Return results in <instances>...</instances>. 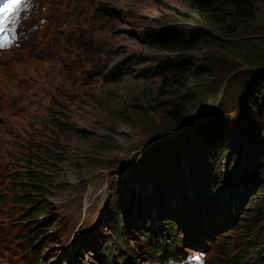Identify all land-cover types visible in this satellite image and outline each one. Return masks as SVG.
Masks as SVG:
<instances>
[{
	"label": "rangeland",
	"instance_id": "obj_1",
	"mask_svg": "<svg viewBox=\"0 0 264 264\" xmlns=\"http://www.w3.org/2000/svg\"><path fill=\"white\" fill-rule=\"evenodd\" d=\"M189 6L190 0L35 1L34 12L24 17L20 28L21 47L0 53V264H83L82 258L84 264H106L112 256L119 258L110 213L119 212L115 209L117 193L125 198L130 214L122 227L145 223L141 235L154 237L156 232L167 236L164 220L169 211L178 210L177 201L167 189L158 201L154 194L159 187L157 177L169 173L173 160H178L185 174L189 173L187 163L191 158L182 155V148L194 146L195 139L199 140L195 145L199 152H207V167L211 169L204 166L197 181L181 178L182 174V184L204 187L210 181L209 176L200 180L206 170L211 172L210 183L215 172L223 175L225 163H216L212 155L229 128L234 130L233 140L241 158L235 164L238 170L234 157L229 164L236 167L226 185L235 190L233 213L236 215L244 189L250 191V199L260 193L263 206L258 211L250 208L248 217L240 210L241 219L214 233L213 239L190 234L205 248L208 264H219L215 259L220 256L228 259L237 255L242 246L254 244L255 250L263 253L264 191L260 190L264 181L259 173L264 166V108L256 113L257 139L251 144L240 110L232 102H224L221 87L225 80L220 87L215 85L213 96L206 102L197 99L188 104L184 97L194 74L185 67L168 73L166 78H146L140 72L158 66L160 60L189 58L194 69L199 65L230 71V78L241 87L251 65L241 63L236 50L220 48H231L237 39L219 35L210 25L182 21L179 12H188ZM258 16L254 28L258 30L250 38L262 39L263 43L264 5L260 2ZM196 27L218 38L213 39L214 47L201 45L173 54L154 43L163 32L172 35L173 29L185 32ZM139 58L143 64L138 63ZM120 63L125 64L122 76L112 74ZM222 103L224 109L219 112ZM197 104L200 106L192 109ZM179 106L185 120L178 131H173L165 124L166 116ZM187 131L188 141L184 135ZM216 141L219 145L212 149ZM190 155L195 160L198 157ZM167 184L172 186L170 181ZM202 187L192 192L188 188L187 205L196 200ZM24 191L31 201H38L30 204L31 209L46 205L29 221L22 214L29 205L23 206L16 199ZM224 192L225 198L231 195ZM162 204H166V212L159 217ZM170 217L180 225L172 227L174 236L170 233L169 238L175 237L183 253L191 252L185 249L188 245L183 243L186 238L181 232L190 230L193 218ZM227 217L223 204L220 220ZM180 218L184 220L180 222ZM45 221L53 224L41 231L47 229ZM25 232H30L31 240L24 239ZM224 238L229 243L220 247ZM124 241L125 247L136 253L135 264H157L154 256H142L138 246L143 238L139 234L135 238L126 233ZM107 245L113 251L106 255V261H100L98 253ZM140 246L148 252L145 245ZM42 247V258L36 262L32 250ZM125 247L121 246L122 250Z\"/></svg>",
	"mask_w": 264,
	"mask_h": 264
},
{
	"label": "trees",
	"instance_id": "obj_2",
	"mask_svg": "<svg viewBox=\"0 0 264 264\" xmlns=\"http://www.w3.org/2000/svg\"><path fill=\"white\" fill-rule=\"evenodd\" d=\"M259 2L264 5V0H190L189 11L179 12L182 21H185L187 23H194L196 25H199L200 23L210 25L217 30L219 35L231 37L233 38V40L237 39L236 42L232 41L231 48L229 46H220V48H225L227 49V51H231L233 49L236 50L239 53L237 55L239 61L241 63L251 65L252 68L250 72L245 73L243 77L244 80L240 88L237 83L233 82V78H230V74H228L230 73V71L224 70L223 72H218L215 70L216 66L213 70L199 65H197L196 69H194L191 68V65L193 63L189 58L185 59L182 57H175L173 59H168L165 61L160 60V64L158 66L140 70L142 75L146 78L158 75L166 78V75L168 73L178 72L182 67H185L188 72L194 74L193 77H191V85L190 87L188 86L189 88L187 89V95L184 97L186 99V103L188 104L194 103L197 99H200L202 101L205 100L203 102H206V100L210 99V97L213 96L215 85H219L220 87L225 80V85L223 86L224 89L223 87H221V90H223L224 102H232L231 105L235 104L236 108L240 110V118L242 119V123L245 125L248 142L251 144L257 139L254 132L255 125L257 124V121L255 119L256 113H260L261 108H264V58H257L254 56L255 54L264 55V42L262 43V39L257 40L250 38V36L255 35L258 30L254 28L258 26L259 23ZM171 31H173L172 35H170L168 32H163L160 37L156 38L154 43L158 47L166 51H170L173 54L191 51L201 45L214 47L216 42H214L213 39H218L214 35L211 36L207 34L203 28L198 27L191 28L185 32L175 29ZM178 32L180 33L177 34ZM132 62L133 61L131 59L128 66L132 65ZM138 63L143 64L140 58L138 59ZM124 68L125 64L120 63L112 70V74L119 76ZM120 76H122V74ZM181 77H185V75H181ZM224 105L225 104L222 103L218 106L219 112H222V110L224 109ZM199 106L200 105L197 104L192 109H197ZM184 115L185 113L182 112V108L180 106L177 108L173 107L172 111H170L166 116L165 124L170 125L173 131H178L180 129L179 127H181L182 123L185 120V118H181ZM189 129L191 128H188V130ZM226 132V138L224 136V138L220 141V145L219 141H216V143L212 145L213 147L211 146V148L214 149L215 146L219 145V147H217V152L212 155V157L214 158L213 160L219 164L225 163L223 167L224 174L220 175L219 172H215L213 181L211 183V172H209V170H206L205 175L203 174L205 170V168L203 167H207L208 163L207 152L202 154L195 147L196 143L199 141L198 139H195L194 146L192 145V147H190V145L187 144L184 148H182V151H185L184 156L187 158H191L187 163V170L189 173L185 174L182 169L179 170L177 168H174H181V166L177 165L178 160H173L168 166L169 173L159 174V177H157V179L159 180V187L156 190L157 193L155 192L154 194L156 195L158 201H162V197H164L165 195V192L163 191L164 189L169 190L171 192V197H173L174 200L176 198L177 201L176 206L178 210L175 211L174 209L169 211V217L164 220V224L167 226V236L164 237V234L156 235L158 234L156 232L154 234V237L150 234L148 236L147 233L141 235L143 230L142 228L145 226V223H143L141 227L135 225H129L128 228L122 227L121 224L123 225L125 223H128V217L130 214H128L125 207V198L121 199L118 193L115 194V199L118 201L115 209L119 212H116L115 210H113V212H110L114 217L111 222V233L114 236V241L116 240V242L118 243L117 250L118 253H120V257L116 258L115 256H112L111 260L107 261L106 264H109L111 262L113 264H119V259L124 260V263L126 264H135L136 253L133 249L125 247L126 245L124 238L126 236V233L134 236L135 238H137L139 234V236L143 238V242H140V244L143 246L145 245L148 251H143L142 247L139 244L138 248L142 251V256H154L157 263H164L169 259H176L180 257L183 252L178 246V241L175 239V237H172L171 239L169 238V234L174 233L172 227H179L180 225L175 219H172L170 217L173 216L176 218L177 213L184 212V218H186L187 215L193 218V224L190 230L181 232V234L186 238L183 243L188 245V247H185V249L199 250L204 247H200L198 243L192 239V236L190 234L191 232H194L197 237L203 240L213 239L212 235L214 233L223 230L229 224L234 225L237 219H241V217H239L240 215L238 216V212L240 210H244L243 214L248 217L250 216V212L248 211L250 208H253L256 211L262 208L263 205H261L260 203L261 194L258 193L255 197L253 196L250 199V191L248 189H244L240 197L238 198V202L236 205V215L233 213V198L235 190L234 188H227L226 185L228 184V180L230 179V177L235 175L234 171L236 169L234 168L237 167L238 170V166H236L235 164H238L241 158L240 152L238 151L240 149H237V146L235 145L233 140L234 138H236L234 130L229 128ZM184 135L186 137H190V132L187 131L186 133H184ZM186 139L188 141V137ZM201 140L210 142V140L208 139ZM227 140L229 141L226 143ZM260 144L262 143L260 142ZM188 149H191L190 153L188 152ZM191 153H193L194 155H198L196 160L193 156L190 155ZM233 157L235 159H238V161H236L237 159H234L233 161V164L236 167H229V164ZM174 161L176 164L173 165ZM171 167L172 170L170 169ZM207 168L211 169L210 167ZM200 170L203 171V176H201L200 179L201 182L208 179V176L210 177V181L204 187H202L203 185H192L189 188L190 192L195 191L201 187L204 189L200 193L199 191H197L198 195L196 197V200L187 205L186 200H181L179 197L174 196V194H176V188L178 187V185H182V181L179 180V176L183 174V176L181 175L182 177L180 176L181 178H191L192 180L197 181ZM259 174L264 181V166L262 167ZM172 176V186H168L167 181L170 180ZM186 176H188V178ZM222 179L223 181H220ZM221 182H223V185L221 184ZM209 183L211 185H209ZM218 183L220 185L216 187V184ZM258 184H256L255 187L258 186ZM225 190L231 193L228 198H225L226 194L222 196L223 193H225ZM263 191L264 189L260 190V192ZM28 194V191H24L19 193L16 197L19 204H22L23 206L29 205L28 208L25 209L22 213L24 214L25 221H29L35 218L38 213L45 210L46 206L44 204L40 207L35 208L34 210L31 209L33 205L30 204H35L38 201H31L30 198L26 197ZM121 201H123L122 204ZM246 203L247 207L243 209ZM223 204L225 205L228 215L226 221L220 220V211ZM161 207L162 209L159 211V217H161L166 212V210H164L166 209V204H162ZM43 224H46L47 229H43L41 231H47L48 228L52 226L53 222L45 221L43 222ZM237 225L235 226L234 230L239 227V225ZM133 226H135V233L131 231ZM249 228H251V226L247 229ZM31 238L32 235L30 234V232H25L24 239L26 241H29L31 240ZM134 241L138 242L137 239H134ZM227 243H229L228 239L224 238L219 246L221 247L223 245H226ZM121 246L125 247V250H122ZM43 250L44 247L32 250L33 258L36 262L42 258ZM239 250V253L231 258L223 259L220 256L215 260L219 264H264V251L263 253L256 251L254 244H252L250 247L246 246L243 248L242 246L239 248ZM112 251V248H110L108 245L105 246L103 249H100L97 259H99L100 261H106V255H108ZM249 251H251V253H249ZM81 260L84 264V259L82 258Z\"/></svg>",
	"mask_w": 264,
	"mask_h": 264
},
{
	"label": "snow or ice",
	"instance_id": "obj_3",
	"mask_svg": "<svg viewBox=\"0 0 264 264\" xmlns=\"http://www.w3.org/2000/svg\"><path fill=\"white\" fill-rule=\"evenodd\" d=\"M27 0H0V48L13 43ZM197 260L200 257H196Z\"/></svg>",
	"mask_w": 264,
	"mask_h": 264
},
{
	"label": "bare ground",
	"instance_id": "obj_4",
	"mask_svg": "<svg viewBox=\"0 0 264 264\" xmlns=\"http://www.w3.org/2000/svg\"><path fill=\"white\" fill-rule=\"evenodd\" d=\"M184 153H185V151H182V155L184 156ZM185 157V156H184ZM177 169H180L181 170V168L180 167H178ZM182 175V174H181ZM180 175V176H181ZM168 181H170V182H173V176L171 177V179L170 180H168ZM158 182H159V180H158ZM189 186H190V183L188 182V184L186 183L185 185L184 184H182V185H178V187L176 188V194L178 195V197L181 199V200H185V197H186V195L189 193ZM155 192H156V189H155ZM157 193V192H156ZM176 216H184V212L183 213H177L176 214ZM184 219H179V221L181 222V221H183ZM167 264H170V262H168ZM172 264V263H171Z\"/></svg>",
	"mask_w": 264,
	"mask_h": 264
},
{
	"label": "clouds",
	"instance_id": "obj_5",
	"mask_svg": "<svg viewBox=\"0 0 264 264\" xmlns=\"http://www.w3.org/2000/svg\"><path fill=\"white\" fill-rule=\"evenodd\" d=\"M197 257H200V259L198 260L199 264H205V262H206V254L205 253H200V254H198Z\"/></svg>",
	"mask_w": 264,
	"mask_h": 264
}]
</instances>
